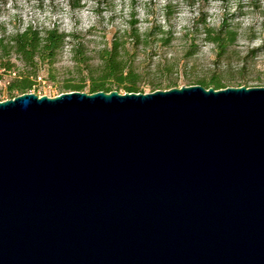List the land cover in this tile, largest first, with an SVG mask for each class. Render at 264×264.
Here are the masks:
<instances>
[{
	"label": "water",
	"instance_id": "1",
	"mask_svg": "<svg viewBox=\"0 0 264 264\" xmlns=\"http://www.w3.org/2000/svg\"><path fill=\"white\" fill-rule=\"evenodd\" d=\"M0 264H264V86L0 100Z\"/></svg>",
	"mask_w": 264,
	"mask_h": 264
},
{
	"label": "rangeland",
	"instance_id": "2",
	"mask_svg": "<svg viewBox=\"0 0 264 264\" xmlns=\"http://www.w3.org/2000/svg\"><path fill=\"white\" fill-rule=\"evenodd\" d=\"M74 1L0 0V21L9 30L31 24L56 26L59 31L75 35L51 61L36 63L35 83L28 92L52 97L65 92L61 88L64 83L80 80L85 83V92L89 79L84 69L75 67L71 45L78 44V56L93 61L97 50L124 27L130 10L140 30L160 25L169 28L173 36L167 45L152 40L145 47L127 46L125 58L137 69L142 93L152 91L151 83L166 79L175 80L177 87L186 86L189 80L208 76L213 70L228 86H264V0H80V7L71 9L69 4ZM167 3L169 18L165 20ZM199 8L209 26L224 21L237 32L235 42L221 59H217L213 45L203 39L199 26L196 29L192 25ZM187 50L193 55L185 56ZM165 61L170 67L156 71V65ZM14 62L10 70L0 69V100L9 98L7 84L25 68L19 61Z\"/></svg>",
	"mask_w": 264,
	"mask_h": 264
},
{
	"label": "trees",
	"instance_id": "3",
	"mask_svg": "<svg viewBox=\"0 0 264 264\" xmlns=\"http://www.w3.org/2000/svg\"><path fill=\"white\" fill-rule=\"evenodd\" d=\"M206 1V0H202ZM71 9L80 7V0H75L69 4ZM169 4L164 5L163 17L169 18ZM127 20L121 31L114 35L108 44L99 48L93 61L88 58L78 56V44L71 45L72 58L78 70L84 69L89 79L85 92L93 93L97 91L109 92L111 90L124 92H141L139 85V74L133 62L127 60V46H147L152 40L167 45L172 39L169 28L162 26H148L143 30L137 27V20L130 10L127 13ZM192 25L197 29L199 26L203 39L211 43L214 47L217 59H221L237 37V32L221 21L216 27H211L206 21L205 13L201 8L193 18ZM68 39V40H67ZM73 33L59 31L56 26L38 27L27 24L21 29L9 30L5 23L0 21V69L8 71L14 66V60L19 61L25 67L17 71L15 77L7 84L6 92L9 98L18 94L28 92L35 83V66L39 61H51L56 52L67 42L73 41ZM185 56L193 55L191 50H187ZM220 61V60H218ZM30 67L33 70H25ZM169 66V62L158 63L155 70H161ZM188 85L199 84L204 88L214 89L225 88L229 84L213 70L208 76L196 78L188 81ZM152 91L156 88L170 89L177 87L175 80L166 79L164 81L150 84ZM239 85V84H237ZM85 83L80 80L76 83L66 82L61 88L64 91H83Z\"/></svg>",
	"mask_w": 264,
	"mask_h": 264
}]
</instances>
